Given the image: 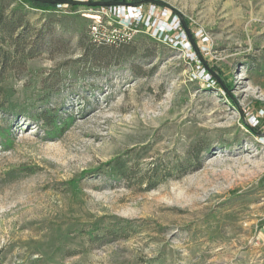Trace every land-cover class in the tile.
<instances>
[{"label":"rangeland","instance_id":"rangeland-1","mask_svg":"<svg viewBox=\"0 0 264 264\" xmlns=\"http://www.w3.org/2000/svg\"><path fill=\"white\" fill-rule=\"evenodd\" d=\"M155 1L133 5L173 23L167 35L125 32L130 4L21 6L35 28L60 16L69 30L4 82L0 264H264V0ZM54 71L60 92L43 99ZM44 108L64 130L33 121ZM117 158L128 178L84 175Z\"/></svg>","mask_w":264,"mask_h":264},{"label":"trees","instance_id":"trees-1","mask_svg":"<svg viewBox=\"0 0 264 264\" xmlns=\"http://www.w3.org/2000/svg\"><path fill=\"white\" fill-rule=\"evenodd\" d=\"M127 1L128 0H112L111 2L131 5L139 3V0H134V2ZM15 3V0H0V115L15 114L16 102L13 100V97L16 92L13 88L4 85V82L11 78L9 74L24 72L26 70V64L30 60L44 54H55L65 45L64 34L69 30V27L60 21V16L57 20H47L41 28H35L30 24L27 13L21 9V6L26 5L46 12L59 11L58 9L61 8L71 12L70 10H75L78 7L60 5L61 7L59 8V5L44 4L34 0H18L17 6H13ZM184 25L182 27L187 30L186 25ZM58 28H60V33L56 32ZM78 37L80 42H82L83 35L79 34ZM192 39L193 38H190L191 41ZM89 58H91L90 55L85 51L80 58L74 61L75 64L81 62L86 63L89 61ZM210 73L215 77L213 71H210ZM62 75L64 74L54 71L43 82V99H47L53 93L60 92L57 85L61 82L60 79H62ZM89 75H91V73H83L78 76L76 72H73L72 77H75L79 81L85 79ZM215 82L220 88L226 89L222 81H219L218 78H215ZM32 119L36 123H41L45 132L48 134L62 130L67 125V122L60 121L61 118L58 116V112H54L49 108H44L38 116ZM5 137V131L0 126V138ZM93 173H102L112 178L123 179L128 178L131 174V169L127 168V162L117 158L104 164L101 168L92 172L89 171L88 174L85 173L84 175ZM151 175L152 177H149L148 185L150 189H153L158 185V181L163 179V176L158 175L157 168L151 170ZM114 233L115 230L112 228L99 236H95L94 233H91L90 238L96 240L99 239V237L104 238Z\"/></svg>","mask_w":264,"mask_h":264},{"label":"built area","instance_id":"built-area-1","mask_svg":"<svg viewBox=\"0 0 264 264\" xmlns=\"http://www.w3.org/2000/svg\"><path fill=\"white\" fill-rule=\"evenodd\" d=\"M59 8L61 7L60 5L58 6ZM119 13L122 15L121 20L124 21L126 28H125V32H129L132 29H134V27L137 24H148V26H153V29H157V34H162V35H167V29H170L171 26H173V23L171 25H168L167 23L162 22L161 20H157L156 18H154V16H151L150 14H147L141 6H134V5H127L123 8H118ZM182 26H180L181 28ZM178 28V26H177ZM104 29V28H103ZM172 32V31H170ZM102 33V26L99 24H94L91 28V35L94 38V40L96 41L99 36ZM119 33H117L118 35ZM116 35V36H117ZM130 35V33H129ZM115 36V35H114ZM109 40L112 41L113 38L115 37H111L108 36Z\"/></svg>","mask_w":264,"mask_h":264},{"label":"water","instance_id":"water-1","mask_svg":"<svg viewBox=\"0 0 264 264\" xmlns=\"http://www.w3.org/2000/svg\"><path fill=\"white\" fill-rule=\"evenodd\" d=\"M37 2H41L44 4H54V5H72V6H85V7H103V6H115L117 3L115 2H90L85 0H34ZM154 3L156 5L162 6L163 3H160L155 0H148V2ZM188 32V31H187ZM189 34V33H188Z\"/></svg>","mask_w":264,"mask_h":264}]
</instances>
